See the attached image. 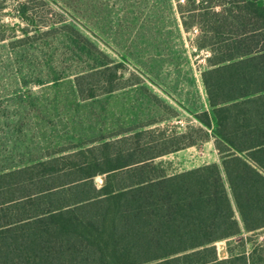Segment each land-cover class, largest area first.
<instances>
[{"label":"trees","instance_id":"1","mask_svg":"<svg viewBox=\"0 0 264 264\" xmlns=\"http://www.w3.org/2000/svg\"><path fill=\"white\" fill-rule=\"evenodd\" d=\"M52 1L0 0V42L25 44L63 21ZM177 6L208 50L211 110L194 113L199 125L185 131L140 129L0 172V264H264V242L252 235L264 228V0ZM76 83L87 99L132 81L113 63ZM208 140L220 163L180 171L157 161ZM243 230L240 249L228 241L220 257L216 242Z\"/></svg>","mask_w":264,"mask_h":264},{"label":"rangeland","instance_id":"2","mask_svg":"<svg viewBox=\"0 0 264 264\" xmlns=\"http://www.w3.org/2000/svg\"><path fill=\"white\" fill-rule=\"evenodd\" d=\"M62 19L33 40L0 42V172L140 129L199 125L211 110L202 72L208 50L185 30L177 0H54ZM10 9V8H8ZM5 20L17 21L12 15ZM50 29L48 32L45 30ZM120 63L132 84L93 98L80 96L76 76ZM173 169L221 162L213 140L161 156ZM98 175V185L105 183ZM236 215H241L234 203ZM250 235L216 242L226 257ZM253 235L264 242V228ZM249 252L254 243L248 242Z\"/></svg>","mask_w":264,"mask_h":264}]
</instances>
